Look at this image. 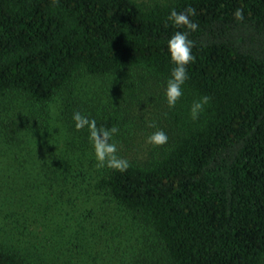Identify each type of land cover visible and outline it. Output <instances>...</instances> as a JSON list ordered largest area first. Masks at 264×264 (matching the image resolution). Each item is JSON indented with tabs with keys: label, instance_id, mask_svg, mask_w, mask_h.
Listing matches in <instances>:
<instances>
[{
	"label": "trees",
	"instance_id": "trees-1",
	"mask_svg": "<svg viewBox=\"0 0 264 264\" xmlns=\"http://www.w3.org/2000/svg\"><path fill=\"white\" fill-rule=\"evenodd\" d=\"M189 6L195 59L169 108L167 39L188 30L168 14ZM238 7L243 20L233 18ZM124 72L136 82L126 89L160 92L168 141L145 157L117 148L129 167H97L86 186L153 233L161 264H264V0H0V147L19 149L77 77ZM202 95L210 102L193 120L189 107ZM19 98L31 114L15 118L3 103ZM122 121L117 109L97 125ZM30 152L20 161H36ZM75 172L79 186L87 178ZM37 259L0 246V264H46Z\"/></svg>",
	"mask_w": 264,
	"mask_h": 264
},
{
	"label": "rangeland",
	"instance_id": "rangeland-1",
	"mask_svg": "<svg viewBox=\"0 0 264 264\" xmlns=\"http://www.w3.org/2000/svg\"><path fill=\"white\" fill-rule=\"evenodd\" d=\"M128 83L136 82L127 72L81 75L47 105L36 130L24 136L19 147L24 150L9 152L0 147V246L31 259L37 255V261L46 264H161L153 233L86 186L92 182L88 176H94L97 161L87 129L76 130L72 120L73 112L80 111L98 123L120 109L124 122L111 141L130 157H145L159 146L146 140L162 129L158 115L162 98L153 86L143 92L134 85L126 89ZM22 102L19 98L3 106L15 118L30 115L27 103ZM27 149L36 161H20ZM41 168L56 170L43 173L57 181L44 180ZM76 170L87 178L79 180V186L75 185ZM63 172L68 182L61 184Z\"/></svg>",
	"mask_w": 264,
	"mask_h": 264
},
{
	"label": "clouds",
	"instance_id": "clouds-1",
	"mask_svg": "<svg viewBox=\"0 0 264 264\" xmlns=\"http://www.w3.org/2000/svg\"><path fill=\"white\" fill-rule=\"evenodd\" d=\"M195 9L187 7L183 11L172 9L168 14V19L176 25H183L188 31H176L167 39V53L174 67L171 68L170 75L166 80L164 97L169 108L174 107L183 95L185 81L189 78L187 65L193 62L194 41L189 39L188 33L195 31L199 25L190 17L194 16ZM233 18L243 20L244 12L242 8L234 9ZM210 96L202 95L195 99L189 107V115L196 120L204 111L210 102ZM74 128L76 130L87 129L89 138L93 145V151L98 167L107 165L110 168L124 171L129 167L127 159L117 155V145L111 142L112 136L119 129L116 126L105 128L98 126L95 119H90L87 115H82L80 111H74L72 114ZM168 135L162 129L152 132L146 142L154 145H163L167 143Z\"/></svg>",
	"mask_w": 264,
	"mask_h": 264
}]
</instances>
